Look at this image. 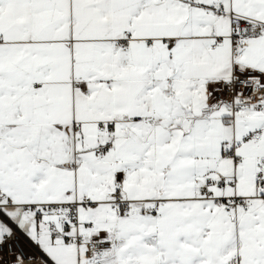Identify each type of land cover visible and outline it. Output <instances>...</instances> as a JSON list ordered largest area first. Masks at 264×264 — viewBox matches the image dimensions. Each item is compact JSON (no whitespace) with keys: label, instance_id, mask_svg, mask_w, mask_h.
<instances>
[{"label":"crops","instance_id":"0c3cea01","mask_svg":"<svg viewBox=\"0 0 264 264\" xmlns=\"http://www.w3.org/2000/svg\"><path fill=\"white\" fill-rule=\"evenodd\" d=\"M199 2L226 13L186 0H0V193L29 255L84 264L67 238L79 233L113 240L96 264H264V197L253 199L264 108L209 106L193 87L233 62L264 70V0ZM229 12L263 30L239 54ZM208 178L211 198L199 191ZM118 187L129 215L109 208ZM233 197L247 208L227 212ZM37 203H78L77 228L21 213Z\"/></svg>","mask_w":264,"mask_h":264},{"label":"built area","instance_id":"2783aa9c","mask_svg":"<svg viewBox=\"0 0 264 264\" xmlns=\"http://www.w3.org/2000/svg\"><path fill=\"white\" fill-rule=\"evenodd\" d=\"M186 1L190 4L209 8L218 13H226L222 5L211 8L200 3L199 0ZM227 15L229 16L230 23L229 38L231 40L232 51L234 54H239L247 46L249 40L263 34L262 26L259 22L250 18L230 12ZM221 41L222 38H214L212 44L217 46ZM164 42L169 43L170 40L164 39ZM122 44L124 43L122 42ZM39 85L36 84L35 87ZM193 87H201L207 92L209 106L222 104L232 112L244 110L247 107H252L256 110L264 108V70L254 66H244L233 62L230 76L212 81L206 80L198 84L194 83ZM75 129L79 130L80 126L76 125ZM107 129L108 127L105 123L99 125L100 131H107ZM111 147V142L104 144L98 148V153L103 154L110 150ZM254 172L258 195L253 199L262 198L264 197V157L256 159ZM211 182L212 180L208 178L206 183L199 187L200 193L205 198H211V193L208 189V185ZM233 183V178L229 180L222 178L220 180L222 186ZM81 203L88 205L91 202L87 196H83ZM108 203L109 208L117 213L129 215L132 211L129 200L123 196L119 187L109 193ZM222 203L227 212L233 213L237 204L242 205L246 209L248 199L240 200L236 197L224 198ZM10 205H13V200L6 194L0 193V255L4 257V264H46V258L43 255H29L22 231L2 210V206ZM160 210L161 208L157 204H154L152 208L147 209V213L157 214ZM77 211L78 203H37L25 205L21 209V213L32 212L37 217L43 212L57 213L59 215L60 229L62 232H67L71 228H77ZM48 230L51 234L57 232V228L53 222L48 224ZM67 238L77 246L83 247L84 264H96L98 262V255L103 252H109L113 246V240L108 237H86L75 233Z\"/></svg>","mask_w":264,"mask_h":264}]
</instances>
